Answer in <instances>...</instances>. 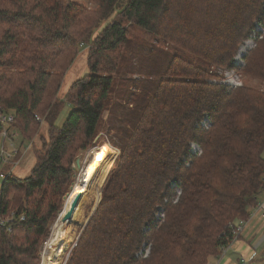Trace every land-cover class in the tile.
I'll return each mask as SVG.
<instances>
[{
	"label": "trees",
	"instance_id": "trees-1",
	"mask_svg": "<svg viewBox=\"0 0 264 264\" xmlns=\"http://www.w3.org/2000/svg\"><path fill=\"white\" fill-rule=\"evenodd\" d=\"M90 1L95 9L75 0H0V106L15 114L13 127L33 149L48 126L29 176L0 177V215L25 217L11 232L0 227V264H40L73 165L93 148L106 116L120 153L65 264H209L264 192V90L218 73L264 81V0ZM129 24L215 70L134 40ZM85 46L90 72L61 97ZM67 103L74 108L58 126ZM206 116L211 124L203 126ZM159 206L166 215L156 222ZM145 242L151 254L138 257Z\"/></svg>",
	"mask_w": 264,
	"mask_h": 264
},
{
	"label": "rangeland",
	"instance_id": "rangeland-1",
	"mask_svg": "<svg viewBox=\"0 0 264 264\" xmlns=\"http://www.w3.org/2000/svg\"><path fill=\"white\" fill-rule=\"evenodd\" d=\"M75 1L80 2L82 5L87 6L88 8L95 9L97 7V4H95L94 2H91L90 0H75ZM117 12H118V9L116 8L114 10V12L107 19L103 20L100 23V26L95 30L94 35H97L100 32V30L115 16V14ZM128 27H129V31H130V36L138 42H145L150 47L157 46V47L165 50L170 55L180 56L184 59H187V60L193 62L194 64L201 66L204 69L215 70L205 60L195 56L191 52H189V51H187L181 47H178L176 45L168 43L167 41L157 37L155 34L151 33L148 30H145V29L138 27L134 24H129ZM256 27L258 30L263 29L261 27V25H259V24H256ZM250 41H253V40L251 39L248 42H250ZM252 48H250L249 50H251ZM87 55H88V47L85 46L82 48V50H81L80 54L78 55V57L76 58L75 62L72 64V66L68 69V71L66 73L64 82H63L61 90H60L61 97L65 96L66 92L69 90L71 85L77 79L83 77L84 75H86L90 72L89 67H88V62H87ZM242 62H243V59H242ZM236 64L240 65V66L244 65V64L237 63V62H236ZM218 73L222 76V78H223L222 80H224V81H227V78L231 76V77H234L239 83H241L240 85H246V86H249L252 88L264 90V81L261 79L254 78V77H251L249 75L246 76L240 72H234V71H226L225 72V71L219 70ZM228 73H229V75H227ZM136 77L142 78L143 76L141 75V76H136ZM156 78H158V77H156ZM73 108H74L73 105L67 103L64 110L62 111V113L58 117L56 125H58V126L62 125L63 122L65 121V119L67 118V116L69 115V113L73 110ZM106 118H107V116L105 118H103V120L101 121L100 128H99L100 132L93 142V144H94L93 148L91 147L89 150H87V151H85L79 155L78 159L80 160V166L78 165L77 161L73 165V168H74L73 177L74 178H73L72 183L69 185L66 194L63 196V207L59 211V213L57 214L56 219L54 220V222L52 223V225L50 227V229H51L50 236L48 239H46V241L44 242V244L42 246L40 264H42L44 262V259L50 254L49 253L50 247H49V250H46L47 245L55 234V225L57 224V222L60 218V214L62 213V211L65 207V204L67 202V199H68L70 193L73 191V186L75 184H77L78 182H80L81 179L86 176L87 168H88L90 162L92 161V159L95 158L100 153L101 148L104 145H109V146L111 145L112 147L115 148V150L117 151V155H116L115 160L117 159V157L120 153V149L113 146L109 141L110 134L106 130V128H107ZM47 130H48L47 124L42 123L41 127L39 128L38 135L34 137V139H35L34 149H33V147H31L28 151H26L25 154H23V155L20 154L18 156V159L20 158V162H19V160H17L18 162H12L11 164L10 163H5V164L0 163V172H8L12 169L11 166H13V165L17 166L19 163V165L13 169V174H15L16 176H18L20 178H25V177L29 176L31 169L33 168V166L35 165V162H36L35 151L41 147V145H42L41 139L43 137L44 138L48 137ZM16 144L18 145V147L19 146L22 147L21 145H23V142H22L21 135L16 138ZM27 144H29V142ZM8 146H9V144H8ZM94 149L98 150V153L93 156L94 152H92V151ZM198 151L200 152L201 150L198 149ZM115 160H114V163H115ZM108 161H109V159L107 160V162ZM114 163H113V166H114ZM113 166H112L111 170L113 169ZM82 170H85L86 173L84 172V174L81 175ZM111 170H110V173H111ZM110 173L108 174V176L104 182V185L102 187L100 200L102 198L103 189H104V186L107 182V179H108ZM2 182L3 181L0 179V185ZM86 195L87 196H84V198L87 197L86 199L88 202H89L88 198H90V200H92V201H90L92 203L86 204V207H85L86 221L84 220L81 223L71 221L66 226V228H65V232H66L65 240H64L63 246L61 248V250H63V251L61 252V257H60L58 264H65V262L69 256V250L72 248L73 244L75 243V241L78 238L79 231L87 223L88 219L91 217L93 211L96 209V207L100 201V200L94 199V197L90 194V192H88ZM262 241H263V244L261 246H259L258 248H254V251L256 252V257H255L256 259L253 260L254 259L253 257L248 258L247 264H264V238L262 239ZM246 260H247V258H246ZM236 261H237L236 258L233 256L232 257V264L235 263Z\"/></svg>",
	"mask_w": 264,
	"mask_h": 264
},
{
	"label": "bare ground",
	"instance_id": "bare-ground-1",
	"mask_svg": "<svg viewBox=\"0 0 264 264\" xmlns=\"http://www.w3.org/2000/svg\"><path fill=\"white\" fill-rule=\"evenodd\" d=\"M253 46H254L253 41L250 42L247 41V43L241 47L239 54L236 58V62L243 64L242 62L243 57L246 55L248 50ZM116 155H117V151L111 145L102 146L100 153L90 162L87 168V173L85 172L86 176L83 177L80 182H78L73 186V191L70 193L67 202L65 204V207L62 213L60 214V218L57 224L55 225V234L47 245L46 250H49L50 247V251H49L50 254L44 259V262L42 264H58L61 257V252L63 251L61 250V248L65 240L66 226L71 221H75L77 223H81L84 220L86 221L85 207L86 204H91L92 202L90 201L92 200L88 198L89 199L88 202L86 199L87 197L84 198V196H87L86 194L90 192V194L94 197V199L100 200L102 187L104 185V182L108 174L110 173ZM108 159L109 161L107 162ZM78 193H83L79 206L76 209L72 220L67 221L65 223L62 221V219L67 213V211L70 209L71 203L74 200L76 194Z\"/></svg>",
	"mask_w": 264,
	"mask_h": 264
},
{
	"label": "built area",
	"instance_id": "built-area-1",
	"mask_svg": "<svg viewBox=\"0 0 264 264\" xmlns=\"http://www.w3.org/2000/svg\"><path fill=\"white\" fill-rule=\"evenodd\" d=\"M229 75V73L227 74ZM228 84H231L233 86H239L241 83H239L234 77H228L227 81H225ZM38 120H40L39 116H36ZM15 123V114L11 111H6L0 106V125L2 126V129L0 131V161L3 163H12V162H20V158L18 159V156L20 154H25L26 151H28L31 147L33 142H29V144L24 143L21 145L22 147H18L16 144V138L20 136V133L18 132L17 129L13 127V124ZM210 120L206 116L204 118V121L202 123L203 126H208L210 125ZM16 130V131H15ZM9 144V146H8ZM27 144V145H26ZM198 146L193 144V152L198 151ZM201 152V151H200ZM19 165V163H18ZM17 165V166H18ZM16 165L11 166L12 169L7 172V173H1L0 177L2 180L7 178L12 172L13 169L17 167ZM172 185H175L172 183ZM177 194H181V189L177 190ZM179 200V197L176 198L175 202ZM264 207L262 204H260L255 210H261L263 211ZM165 208L163 206H159L157 209V212L155 213V221L156 222H161L162 220L165 219ZM262 217L264 218V212L262 213ZM24 216H16L14 212H11L8 215L2 216L0 215V227H3L6 229V231L11 232L13 229V224L16 220H24ZM248 223L247 220H239L234 224H231L230 227L232 229V234L233 237L225 244L224 246L221 247V254L219 257H223L227 251L231 248L232 243L235 239L240 237L242 233L245 230V227ZM151 254V243L145 242L141 248V250L138 252L137 256L138 257H148ZM252 258V257H251ZM245 259H243V264L245 263Z\"/></svg>",
	"mask_w": 264,
	"mask_h": 264
},
{
	"label": "crops",
	"instance_id": "crops-1",
	"mask_svg": "<svg viewBox=\"0 0 264 264\" xmlns=\"http://www.w3.org/2000/svg\"><path fill=\"white\" fill-rule=\"evenodd\" d=\"M260 203L264 207V192L260 195ZM261 210H253L252 215L248 219V223L244 232L240 237L235 239L231 248L223 257L212 258L209 264H232V257L236 258V262L233 264H243V259L253 257L255 260L256 252L254 248H258L263 244L264 238V218L262 217Z\"/></svg>",
	"mask_w": 264,
	"mask_h": 264
},
{
	"label": "water",
	"instance_id": "water-1",
	"mask_svg": "<svg viewBox=\"0 0 264 264\" xmlns=\"http://www.w3.org/2000/svg\"><path fill=\"white\" fill-rule=\"evenodd\" d=\"M241 49V48H240ZM240 51V50H239ZM237 58V57H236ZM77 163H78V165L80 166V160L78 159L77 160ZM82 196H83V193H78V194H76V196H75V198H74V200L72 201V203H71V206H70V209L67 211V213L65 214V216L63 217V219H62V221L63 222H67V221H70V220H72V218H73V216H74V213H75V211H76V209L78 208V206H79V203H80V201H81V199H82ZM95 212V210L93 211V213ZM93 213H92V215H93ZM91 215V216H92ZM91 218V217H90ZM90 218L88 219V221L90 220ZM88 221H87V223H88ZM86 223V224H87ZM85 224V225H86ZM84 225V226H85ZM74 245H76V244H74Z\"/></svg>",
	"mask_w": 264,
	"mask_h": 264
}]
</instances>
